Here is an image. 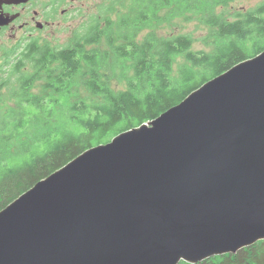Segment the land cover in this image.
Listing matches in <instances>:
<instances>
[{
    "label": "water",
    "instance_id": "95a60500",
    "mask_svg": "<svg viewBox=\"0 0 264 264\" xmlns=\"http://www.w3.org/2000/svg\"><path fill=\"white\" fill-rule=\"evenodd\" d=\"M264 239V50L0 210V264H179Z\"/></svg>",
    "mask_w": 264,
    "mask_h": 264
},
{
    "label": "trees",
    "instance_id": "16d2710c",
    "mask_svg": "<svg viewBox=\"0 0 264 264\" xmlns=\"http://www.w3.org/2000/svg\"><path fill=\"white\" fill-rule=\"evenodd\" d=\"M234 0H131L101 5L84 32L63 46L34 39L0 62V210L87 149L148 123L208 80L264 50V0L228 15ZM195 15L213 30V50L189 33L163 36L157 25ZM151 29L142 39L138 35ZM20 55H17L21 49ZM184 57L177 76L174 63ZM10 66L8 69L7 67ZM94 100H70L80 72ZM112 73V75H109ZM125 81L115 88L112 80ZM77 81V82H76ZM41 90L35 92L36 86ZM17 105L5 108V98ZM264 264V239L198 263Z\"/></svg>",
    "mask_w": 264,
    "mask_h": 264
},
{
    "label": "rangeland",
    "instance_id": "374dc122",
    "mask_svg": "<svg viewBox=\"0 0 264 264\" xmlns=\"http://www.w3.org/2000/svg\"><path fill=\"white\" fill-rule=\"evenodd\" d=\"M261 0H234L229 3L227 6H222L220 9L226 11L228 15L235 13L237 10H243L244 8L254 7ZM112 2H117V8L113 14V18L117 20L120 16L130 13L131 0H67L66 4L62 6L58 13L54 15V18L51 20V24L47 28L38 33L39 39L42 42L50 43L52 46H63L70 39L74 37L75 34L84 32L88 24L90 23L91 16L99 14V8L101 5H110ZM67 9V11H63ZM151 29H144L138 35V40L142 39L143 36L150 31ZM156 33L169 36L178 34L181 32L189 33L194 38V49H202L206 52H211L213 50V30L203 23L195 15L184 16L181 18H175L170 22H166L160 25H157L154 29ZM9 46L7 48L13 47ZM6 49L0 48V56L3 54V51ZM3 50V51H2ZM21 49L17 55H20ZM4 57V56H3ZM4 59L0 57V62H3ZM185 62L184 57H178L174 63L173 75L177 76L178 69L180 65ZM8 69L10 66L7 67ZM112 75V73H109ZM88 75L83 71L75 78L78 83L71 88L70 100H85L91 101L94 100L92 92L83 85V81L87 78ZM76 81V82H77ZM112 84L115 88L125 87V81H118L113 79ZM41 90V86L37 85L35 92ZM5 98V108L9 109L17 105V97Z\"/></svg>",
    "mask_w": 264,
    "mask_h": 264
},
{
    "label": "flooded vegetation",
    "instance_id": "af4514ba",
    "mask_svg": "<svg viewBox=\"0 0 264 264\" xmlns=\"http://www.w3.org/2000/svg\"><path fill=\"white\" fill-rule=\"evenodd\" d=\"M67 0H0V48L6 56L15 47L37 39ZM63 11H67L64 9ZM51 19V20H50ZM11 48H7L12 46Z\"/></svg>",
    "mask_w": 264,
    "mask_h": 264
}]
</instances>
